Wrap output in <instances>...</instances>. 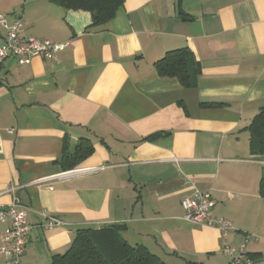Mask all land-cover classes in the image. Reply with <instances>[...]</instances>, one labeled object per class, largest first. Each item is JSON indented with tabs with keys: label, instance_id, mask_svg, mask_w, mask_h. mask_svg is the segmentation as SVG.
Returning <instances> with one entry per match:
<instances>
[{
	"label": "crops",
	"instance_id": "1",
	"mask_svg": "<svg viewBox=\"0 0 264 264\" xmlns=\"http://www.w3.org/2000/svg\"><path fill=\"white\" fill-rule=\"evenodd\" d=\"M0 17L23 23V39L68 43L0 67V206L26 214L23 264H51L77 231L111 225L165 264H229L219 232L184 219L196 192L245 244L242 264H264V160L246 129L264 107V0H124L104 26L58 0H0ZM182 48L200 68L192 89L153 67ZM80 140L93 153L63 172L64 142ZM41 212L62 226L42 229Z\"/></svg>",
	"mask_w": 264,
	"mask_h": 264
},
{
	"label": "trees",
	"instance_id": "2",
	"mask_svg": "<svg viewBox=\"0 0 264 264\" xmlns=\"http://www.w3.org/2000/svg\"><path fill=\"white\" fill-rule=\"evenodd\" d=\"M66 9L86 11L93 25L104 26L115 16L124 0H58ZM160 77L174 78L185 89L196 87L200 68L188 48L171 50L153 64ZM249 149L253 156L264 160V107L246 128ZM154 135L144 138L151 141ZM93 147L88 140H80L73 151L64 142L59 166L63 172L74 170L91 156ZM259 194L264 199V174L259 182ZM121 226H105L97 230H79L70 247L63 254H55L51 264H165L141 245H130L120 236Z\"/></svg>",
	"mask_w": 264,
	"mask_h": 264
},
{
	"label": "built area",
	"instance_id": "3",
	"mask_svg": "<svg viewBox=\"0 0 264 264\" xmlns=\"http://www.w3.org/2000/svg\"><path fill=\"white\" fill-rule=\"evenodd\" d=\"M0 28L5 31L4 42L0 45V67L8 58L15 59L20 65L35 57L54 59L57 53L68 47V43H53L32 37L23 39L21 35L24 31V24L18 20L9 25L5 17H0ZM214 205L209 193L196 192L181 201V206L185 211V221L216 229L223 240L222 251L229 257V264H242L245 244L238 248L230 244L229 235L234 228L227 219L212 216ZM19 208L20 206L15 202L5 207L0 206V222L6 224L1 237L0 256L7 258L8 264H23L21 257L30 232L26 214ZM40 216L42 218L40 226L44 230L62 226L59 220L45 212H41Z\"/></svg>",
	"mask_w": 264,
	"mask_h": 264
}]
</instances>
